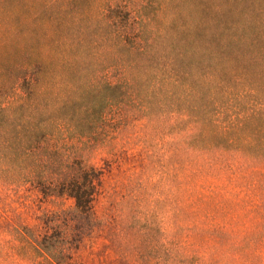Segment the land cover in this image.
<instances>
[{
    "label": "rangeland",
    "instance_id": "1",
    "mask_svg": "<svg viewBox=\"0 0 264 264\" xmlns=\"http://www.w3.org/2000/svg\"><path fill=\"white\" fill-rule=\"evenodd\" d=\"M187 4L0 0V88L8 93L17 68L39 62L46 70L38 75L40 83L51 86L59 105L71 101L65 111H33L27 117L18 112L11 131L27 134L35 146L53 132L56 139L51 143L62 153V142L73 141L75 147L89 128L101 127L86 146L89 162L101 171L90 217L74 211V199L44 195L32 183L47 173L61 178L66 157L43 171L36 162L39 156L27 162L16 156L6 178L10 180H0V264H168L189 255L206 264H237L242 260L218 248L220 240L212 235L223 230L241 238L260 236L263 242L251 264H264V166L245 157L207 162L190 151L187 132L198 114L206 113L207 93L197 103L193 94L185 101L174 99L166 113L157 108L135 111L128 99L116 114L109 107L113 94L105 83L117 74L111 70L112 53L120 51L114 48V36L129 32V24L150 50L125 58L138 70L153 77L164 56L176 58L185 51L189 53L178 65L189 73H201L221 61L230 71L225 86L235 84L236 72L242 78L237 82L264 95V0H203L205 5L193 9ZM117 7L123 12L120 18L115 17ZM130 9L137 13L126 23ZM67 58L76 63H65ZM96 103L105 117L82 112L84 105ZM232 105L236 108L230 107L222 121L243 111L239 102ZM62 119L68 122L63 132ZM218 146L232 148L221 142ZM69 160L71 165L79 162L76 152ZM231 164L233 170L226 167ZM198 166L206 168L196 170ZM38 242L47 253L37 248Z\"/></svg>",
    "mask_w": 264,
    "mask_h": 264
},
{
    "label": "trees",
    "instance_id": "2",
    "mask_svg": "<svg viewBox=\"0 0 264 264\" xmlns=\"http://www.w3.org/2000/svg\"><path fill=\"white\" fill-rule=\"evenodd\" d=\"M149 1L146 0V2ZM202 1L188 0L187 8L193 9L205 5L202 4ZM117 9L119 10V7ZM177 11L182 13L183 8ZM133 13H137V10L126 11V23ZM115 14V17L120 18L123 12L119 10ZM140 15H143L144 18L147 17V15L139 13L138 16ZM138 16L136 23L139 22ZM127 27L129 32H126L125 35L116 33V38L114 36V48L118 47L120 51L124 52V55L117 50L112 53L115 63L111 70L116 71L117 74L110 76L105 83L107 90L113 94L109 98L111 111L114 114L121 111L123 105H126L123 102L128 99L130 100L128 104L135 111L143 109L146 112H152L154 108H157L166 113L169 110L170 102L174 99L185 101L193 94L197 96V103L200 99L199 96L202 97L205 91L208 95L206 113L198 114L197 120L192 125L194 131L190 129L189 134L187 132L191 146L190 151L199 153L207 162H213L225 156L245 157L264 166V95L261 97L259 90L249 86L248 83L237 82L242 78L236 72H233L235 84L232 82L225 86L226 72L230 73V71L221 66V61L217 66L205 67L201 73H189L178 65V62L186 59L189 52L185 51L180 52L176 58L164 56L152 77L151 73L138 70L137 64L129 63L128 59H125L133 53L150 51H147L146 46L143 45L144 40L142 41L132 24ZM123 56L125 57L123 58ZM64 61L70 64L76 63L74 58H67ZM122 63H125V66H122ZM42 66L39 62H36L34 66L28 64L19 66L15 82H12L6 90L8 93L4 92L5 89L0 88V180H10L6 178L10 174L9 169L14 164L16 156H20L26 162L32 156H39L36 162L43 171L53 168L55 164H62V160L66 157L63 177L54 179L50 173H47L42 180H38V176H36L32 183L36 184V188L44 195L67 196L74 199V211L80 216L90 217L93 215V200L97 182L101 178V171L89 162L90 151H88L89 146H86L95 141V137L98 136L97 131L101 130V127L89 128L91 130L89 133L77 138L78 142L75 143V147L73 141L62 142V153L59 147L51 143L56 139L53 132L45 134L42 139L38 140L39 147L34 145L27 134L21 135L11 131L14 116L20 117L18 112L27 117L29 115L27 112H56L61 109L65 111L71 105L69 104L71 101L68 99L62 100V104L59 105L53 98L51 86L47 83H40L38 75L41 74V70L44 74L46 72V70L43 71ZM143 82H149V84L140 85ZM189 82H195L193 84L196 86ZM218 95H221L222 98H218ZM258 98L260 99L258 100ZM235 101L239 102L243 111L238 115L232 113L229 120L222 121V115L225 112H231L230 107L236 108L232 105ZM194 109L197 110V108ZM82 112H92V116L99 114L105 117L106 115V112L103 114L104 111L99 103L84 105ZM102 117L99 119H103ZM57 125H55L56 129ZM66 125L68 122L62 119V132ZM220 142L226 143L232 148L218 146ZM67 147L75 149L72 151L68 149L66 153ZM39 150L43 152L40 151L37 155L36 151ZM74 152L78 155L79 162L75 160L71 165L69 158ZM226 167L233 170L236 166L231 164ZM203 168L206 166H198L196 170ZM33 173H36V170L33 169ZM220 232L213 231L212 234L213 237L220 240L218 248L225 247L229 254L243 261H238L237 264H251V261H254L258 244L263 242H260V236L251 234L241 238L234 231L223 230ZM39 243L41 242H38L37 248L46 252L39 246ZM194 258L193 255H189L183 257V260L170 261L168 264H206L201 258L197 260ZM165 262L163 264H167ZM217 263L215 262V264ZM220 264L222 263L220 262Z\"/></svg>",
    "mask_w": 264,
    "mask_h": 264
}]
</instances>
